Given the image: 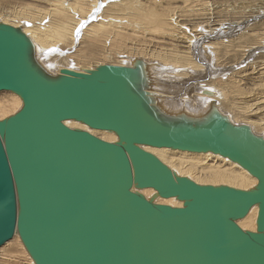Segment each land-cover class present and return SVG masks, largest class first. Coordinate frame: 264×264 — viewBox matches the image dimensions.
Wrapping results in <instances>:
<instances>
[{
  "label": "water",
  "instance_id": "obj_1",
  "mask_svg": "<svg viewBox=\"0 0 264 264\" xmlns=\"http://www.w3.org/2000/svg\"><path fill=\"white\" fill-rule=\"evenodd\" d=\"M150 69L136 57L53 71L0 20V91L22 100L0 119V246L18 233L35 264H264V135L213 99L168 106ZM144 146L220 154L258 182L200 183ZM255 205L256 230L243 228Z\"/></svg>",
  "mask_w": 264,
  "mask_h": 264
},
{
  "label": "rangeland",
  "instance_id": "obj_2",
  "mask_svg": "<svg viewBox=\"0 0 264 264\" xmlns=\"http://www.w3.org/2000/svg\"><path fill=\"white\" fill-rule=\"evenodd\" d=\"M44 1L43 0L42 1L41 0H0V19L2 20V18L6 17L7 15L11 16L12 11L13 12L18 11L23 7L26 8L28 5L36 6L37 4V7L47 6L48 2L47 1L44 2ZM118 1L121 0H99L96 3V8L94 9V13L90 15L88 19H86L87 21L85 20L86 22L84 21L82 24H80L81 25L80 27L82 28L80 27H79L80 29L78 28L80 31L77 29V32L75 33V39L71 44H60L59 46L57 45L53 48L51 47L45 49L44 50L45 52H39V56L42 59V61L45 63V65L51 70L57 71L60 67L77 68L79 67V65L83 66L82 64H84V66H88V65L91 66L89 68H94L97 65L102 64V62L127 63L129 58L136 56L135 54H138L139 52V51L137 52V50L136 51L130 50V47H145L148 44L150 45V47L148 48H151L152 50L154 48H157L158 50L161 49V51L163 52L165 48L167 49L170 46V43H172V41L174 42L177 41V37H175L176 39L173 40L174 37L170 35L171 27L169 23L167 24L168 25L167 31L152 30V31H148L147 33L143 32L137 34L133 33V26L131 24L130 26L127 27L129 31L128 39L124 40V42H113L110 39H108L110 40V42H108V40H106L108 37L105 35L89 36L87 34V26L90 25L92 22H94L98 17L107 14L108 10H111L109 9V5L112 4L113 2H118ZM152 1L153 0H141L139 1V3L137 2V4H140V2L141 3L144 2L147 5L149 4L153 5V3H151ZM156 1L157 0H155L154 4L158 3ZM165 6L169 7L170 9V17L171 14L172 17L174 16L175 25L178 22L177 25H179L180 27V28L178 27L179 29L177 28V30L176 29L172 30V32L174 31V34L183 35V34L192 33L193 38L197 37L199 44L196 43L195 45L196 50H194L193 52V54L195 55L193 56L196 58L195 60L200 65L194 66L191 63L186 67H183L182 65H179L178 67V64L176 65L175 63L166 60L164 58L163 61L165 62L161 63L162 61L160 57L155 59L153 57H150L149 55L144 54L143 56L150 58L149 60L155 59L160 66L159 71H160L161 79L156 80V89L158 90L160 95H162L164 101L170 102V105L176 103L177 104L175 105L176 107L183 106V102L185 101L188 102L195 101V105H196L200 99L201 100L206 99L205 97H203V95H201L200 92L201 89L205 87L203 85L204 81L211 80L214 78L215 79L229 78L231 83L229 81L228 87H225L226 95L224 92L222 93V91H220L221 93L220 104L222 105L220 107L223 109V111L227 112L230 115H233L234 118L237 117L235 119L236 122H245L243 118L244 114H247L248 116L249 115L252 116V114H256V115L264 114V103H263L264 100L260 103L262 105H259L261 106L260 109H257L259 106L256 108L253 107L254 110L251 109V107L247 108V104L249 106V104L254 103L253 101L256 100V99L254 100L253 98L264 93L263 92L264 90H262L264 89V87H259L248 82H246L247 83L246 84L242 80H241L242 82L235 83L236 80L239 78V77L237 78L236 73L237 74L240 73V71L244 68H247L246 69L247 72H252L253 68H255L256 66L259 67V68L256 67L255 69L256 71L254 70V72H252L253 75L252 73L249 75L255 76L258 79V80L256 78L254 79L255 81L257 80L256 84H258L262 78L258 76L260 74H258L257 72L259 71L258 69H260L261 66H264V34L262 35L260 33L264 31V0H160L159 4L156 6V9L159 8V10H161ZM95 15L97 18L95 17ZM106 17L108 16L106 15ZM109 17L112 20L115 21L118 20L119 22L120 21L126 22V20L131 21L128 18L130 16H128L123 20L120 19L119 16L117 17V19L112 18V16ZM170 21L172 22V20ZM234 21L241 22L242 23L241 26L239 25V28L237 27L235 30L229 29L230 26L231 27L235 26L232 25ZM189 22L191 23V25H189L190 24ZM180 24H182V26H180ZM172 25L174 26L173 23ZM135 26L137 27V25ZM247 28H255L254 31L255 32L257 31L261 34V36L259 34L258 35L254 34L253 36L251 35L248 37V39L243 40L241 42L242 44H246L251 42V39L256 38L253 46H248L246 48L240 47L241 50H236V52L234 51L233 54L231 53L233 52L231 51L232 48L238 49L241 43L238 42L233 44L232 41H229L230 45L227 48L224 46L223 43L217 44V46L213 43L210 46V49H212L211 52L208 53V50H206L208 49L206 46L207 43L217 40L219 38L233 40L235 37L240 35V33L242 31H245ZM257 36L259 39H257ZM191 42H193V40ZM177 43L180 45L178 46L179 47L178 49H185L184 46L187 45L186 43H182V42H177ZM226 49L229 50L228 51V53H230L229 57H232L230 61L231 63L228 61L229 64L228 63L221 64L222 62L221 60H219L217 56L218 53H222V52L225 53L227 51ZM85 56L87 57V59ZM158 59L160 60L158 61ZM236 59H238L239 62ZM80 60L82 61L80 62ZM233 61H235L234 62L235 64L233 63ZM180 71L187 73L186 74L182 73L179 75L174 74L175 72L179 73ZM259 72L264 73V69L262 71L260 69ZM235 90L237 92H235ZM9 93L16 94L10 90H2L0 91V98L7 96V94ZM188 97L190 101L186 99ZM244 101L246 104L244 103ZM238 105L246 106L247 108V109L245 108L246 111L245 109L241 110L245 113L240 114L241 112H238L240 111ZM21 106H22V100H21ZM21 106L15 109L14 111L12 110L4 114L0 113L1 116L0 119L12 113H15L21 108ZM255 111H257V113ZM256 115H253L251 118L253 119H255V117L257 118ZM261 130H257V132L264 134V128H262ZM18 241L22 243L20 238ZM24 249L21 248V246L17 241H14V243L6 247H0V264H34L32 261L28 259L29 257L25 254Z\"/></svg>",
  "mask_w": 264,
  "mask_h": 264
},
{
  "label": "bare ground",
  "instance_id": "obj_3",
  "mask_svg": "<svg viewBox=\"0 0 264 264\" xmlns=\"http://www.w3.org/2000/svg\"><path fill=\"white\" fill-rule=\"evenodd\" d=\"M46 1L48 2L47 6H42V7L38 6L37 7V4H36V6L32 5L33 6L32 7V6L28 5L26 8L23 7L18 11H14V12L12 11L11 16L7 15L6 17L2 18V21H4V22H8V23H11L13 25H21L24 28L25 32L28 33L32 37V39L34 40V42L36 43V45L38 47L39 52H45L44 51L45 49H48L51 47L53 48L57 45L59 46L60 44H71L73 42V40L75 39V33L77 32V29L81 26L80 24H82L86 19H88V17L90 15H92L94 13V9L96 8V3L99 0H46ZM46 1H44V2H46ZM139 1H141V0H139ZM139 1L138 0H121L118 2H113L112 4L109 5V9H111V10H108L107 14L102 15L98 18L95 15V17L97 19L94 22H92L90 25L87 26V34L89 36H93V35L104 36L105 35L108 37L106 40L110 39L113 42H124V40L128 39L129 31H128L127 27L130 26L131 24L133 26V33L137 34V33H143V32L147 33L148 31H152V30H158V31L165 30V31H167L168 30L167 24L169 23L170 27H171L170 35L174 37L173 40H175L176 39L175 37H177V41L176 42L172 41V43H170L171 47L169 46L167 49L165 48L163 52L161 51V49L158 50L157 48H154L152 50L151 48H148V47H150V45H148V44L145 47H130V50H135V51L137 50V52L139 51L138 54H135L136 56L129 58L127 63L113 62V64H122V65L131 64V62L133 61L134 58L142 57L150 63V68H151L150 70L152 71L155 80L161 79V75H160V71H159L160 66H159L158 62L155 60L158 57H160V59L162 61L161 63L165 62V61H163V58H164L166 60H169V61L175 63L176 65L178 64V67H179V65L186 67L191 63L194 66H199L200 64L195 60L196 58L193 56V55H195V54H193V52H194V50H196L195 45H196V43L199 44L197 37L193 38L192 33L183 34V35L182 34H180V35L174 34V31L172 32V30L173 29L177 30V28L179 27V25H177L178 22L175 25L174 16L172 17V14H171V17H170L169 7L165 6L161 10H159V8L156 9V6L159 4L160 0H157L156 2H158V3H155V4H154L155 0H153L151 2V3H153V5L152 4L147 5L144 2H142V3L140 2V4H137V2L139 3ZM36 7H37V9H36ZM110 14H112V15H110ZM106 15L108 17H106ZM109 16H112V18H114V19H117V17L119 16L120 19H122V20L127 18L128 16H130L128 18L131 21L126 20V22H123V21L119 22L117 20L118 21L117 22L115 20H112ZM245 19H247V18H245ZM170 20H172V22ZM172 23L174 24V26L172 25ZM134 24L137 25V27ZM241 24H242L241 22L234 21L232 25H235V26L234 27L232 26L233 27L232 28L229 25L230 26L229 29L235 30L237 27L239 28V25L241 26ZM189 25H191V23ZM180 26H182V24H180ZM80 28H82V27H80ZM254 29L255 28H247L245 31H242L240 33V35L235 37L233 40L219 38L217 40L211 41V42L206 44V46L208 48L206 50H208V53H210L212 50V49H210V46L213 43L216 46H217V44L223 43L224 46L227 48L230 45L229 41H232L233 44L238 43V42L241 43L243 40L248 39V37L251 35L253 36L254 34L255 35L259 34L261 36V34L262 35L264 34V31L260 32L261 33L260 34L257 31L255 32ZM249 32H251V33H249ZM190 35H192V36H190ZM257 39H259L258 36H257ZM110 40H108V42H110ZM192 40H193V42H191ZM255 40H256V38H253V39H251V42H249V43H246V44L241 43L239 45L238 49L232 48L231 51H233V52H231V53L234 54V51L236 52V50H241L240 47L246 48L248 46H253L255 43ZM177 42L186 43L187 45L184 46L185 49H178L179 48L178 46H180V45ZM181 46H183V45H181ZM192 46H194V47H192ZM204 46H205V44H204ZM228 51L229 50H227L225 53H223V52L218 53L217 57L219 58V60H221V62H222L221 64H226V63H228V61L229 62L231 61L232 57H229L230 53H228ZM144 54L149 55L150 57H153L155 59L149 60L150 58L144 57L143 56ZM235 55H236V53H235ZM86 59H87V57H86ZM160 59H158V61ZM236 60H238V59H236ZM81 61L82 60H80V62ZM240 61H241V59H240ZM234 62L235 61H233V63ZM238 62H239V60H238ZM185 63H186V65H185ZM102 64H105V63L102 62ZM82 65L83 66L79 65V67H77V68H73V67H70V68L78 69V70L92 69V68H89V67H91L89 65L88 66H84V64H82ZM83 67H85V68H83ZM256 67L255 68L252 67L253 68L252 72H254ZM60 68H63V67H60ZM60 68L58 70H60ZM67 68H69V67H67ZM257 68H259V67H257ZM163 69H165V68H163ZM246 69L247 68H244L240 71V73H238V74L236 73L237 78L238 77L239 78L237 80L235 79L236 80L235 83H239V82L244 81V83L248 82V83L254 84V85L259 86V87H264V73L259 72L260 69H261V71L264 69V66H261L260 69H258L259 71L257 70L258 71L257 73L260 74L258 76L262 77L258 84H256V81L258 79L255 76H252L253 75L252 72H247ZM182 73L186 74L187 72L180 71L179 73L175 72L174 74L179 75ZM251 73H252V75H249ZM173 76H175V75H173ZM231 77H233V76H231ZM255 78L257 79L256 81L254 80ZM176 79H177V77H176ZM229 81H230L229 78L228 79H222V78L215 79L214 78V79L207 80L204 82L202 81L203 85L205 87L202 88L200 92H201V95H203V97L206 98L205 99L206 101L200 99L198 101V103L195 105V101L191 102L189 100V97H188L186 99H188L190 102L185 101V102H183V106H179V107H185V108L191 109L193 111L199 112L202 109H204L206 107V105L208 104V102L212 99L216 100L217 105L219 107L222 106L220 104V94H221L220 91H222V93L224 92L226 95L225 87H228ZM230 83H231V81H230ZM231 85H230V87H231ZM239 90H240V88H239ZM262 90H264V89H262ZM205 91H207V92H205ZM235 92H237V91L235 90ZM204 95H206V96H204ZM241 95H243V94H241ZM197 99H198V97H197ZM253 99L254 100L256 99V100L253 101L251 99L254 103L249 104V106L247 104V108L251 107V109H253V107L256 108L259 105H262L260 103L264 100V93H262L261 95L255 97ZM247 101H249V100H247ZM244 103H245V101H244ZM166 104L172 108H176V109L178 108L175 106V105H177L176 103H174L173 105H170V102H166ZM20 106H21V99L17 94L9 93V94H7V96L0 98V113L4 114V113H7V112L12 111V110L14 111L15 109L19 108ZM260 107L261 106H259L257 109H260ZM239 108H240V111H238V112H241L240 114L245 113V112L241 111V110H244L246 108L245 105H240ZM246 109H245V111H246ZM255 112L257 113V111H255ZM253 115H256V114H252V116ZM252 116H250V115L248 116L247 114H244L243 118H244L246 123L250 124L254 128V130H256V129L261 130L262 128H264V121H263L264 120V114H261V115L257 114L256 115L257 118L255 117V119L251 118ZM231 117L234 118L233 115H231ZM236 118H234L233 120H235ZM66 123L71 127H80L83 129H88L93 134H95V135H97V136H99L105 140H108V141H116L118 139V136L114 132H110V131L102 130V129H96V128H89L86 124L79 122V121H76V120H67ZM144 147L147 150L152 151L153 153L158 155L164 162H166L168 165H170L173 169H175L181 175H187V176L191 177L192 179H194L195 181L200 182V183H213V184L227 183V184L234 185V186L241 187V188H250L258 182V179L254 175H252L247 169H245L244 167H242L241 165H239L235 161H232L231 159L224 157L220 154H216L213 152H194V151H188V150L173 149V148H169V147H156V146H144ZM142 191L145 195L150 196L155 192V189L153 187H147V188L142 189ZM157 201L160 203H168V204L176 205V206H182L183 205V201L178 200L175 197H169V198L158 197ZM257 213H258V206L255 205L252 207L250 212L243 219L239 220V224L243 228L256 230ZM18 237L20 238L19 234L16 233L12 239H10L8 242H6L4 245H2L0 247H6V246L14 243V241H17L19 243V245L21 246V248L24 249L25 246L23 247V245H22L23 243L18 241L19 240ZM25 249H24V252L29 257L28 259L35 264V262L31 258V256L29 255V253L28 252L26 253L27 250H25Z\"/></svg>",
  "mask_w": 264,
  "mask_h": 264
}]
</instances>
